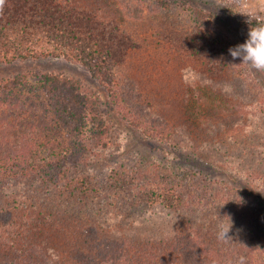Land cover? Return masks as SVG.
I'll use <instances>...</instances> for the list:
<instances>
[{
  "label": "trees",
  "instance_id": "1",
  "mask_svg": "<svg viewBox=\"0 0 264 264\" xmlns=\"http://www.w3.org/2000/svg\"><path fill=\"white\" fill-rule=\"evenodd\" d=\"M136 1L144 3V8L130 10L129 2H121L132 19L144 10L164 14L189 4L188 0ZM192 8L200 23L175 39V46L202 62L210 76L224 75L233 65L228 62L231 39L209 26L214 11L196 4ZM260 23L264 22L243 20L247 32ZM134 46L130 32L117 20L78 0H6L0 10V63L64 58L85 67L112 92L116 71ZM243 67L235 64L232 71L243 76ZM24 87L28 94H23ZM129 107L135 113L139 105ZM99 121V94L81 79L49 71H21L0 79V264H68L70 257L88 245L103 263L185 264L187 246L178 240L181 233L169 243L155 237L139 242L112 231L113 225L107 224L111 213L132 216L159 203L182 210L185 199L173 182L158 174L139 182L145 178L139 171L121 165L105 177L95 174L92 163L100 155L98 142H82L81 136L87 124L101 135L103 129L94 125ZM6 132L15 142L2 137ZM73 134L76 142L67 139ZM255 142H250L252 150L247 156L252 166L244 170L249 175L263 173L264 185V172L258 167L263 164L255 157L260 144ZM258 149L263 151L264 143ZM194 204L191 197L190 207ZM245 207L247 213L242 216L247 222L248 246L264 239V230L252 224ZM113 221L117 224L118 219ZM75 236L80 237L82 247L69 244L71 238L77 241ZM88 238H93L91 244ZM104 249L113 255L99 256ZM247 261L254 264L253 258Z\"/></svg>",
  "mask_w": 264,
  "mask_h": 264
},
{
  "label": "rangeland",
  "instance_id": "2",
  "mask_svg": "<svg viewBox=\"0 0 264 264\" xmlns=\"http://www.w3.org/2000/svg\"><path fill=\"white\" fill-rule=\"evenodd\" d=\"M78 1L117 20L135 40L116 71L112 92L85 67L64 58L0 63V79L21 71L59 72L81 79L101 100V121L94 125L103 133L97 135L91 131L95 127L87 124L81 136L82 142H98L100 155L92 163L94 173L105 177L111 168L121 165L139 171L145 177L139 182L158 174L173 182L185 199L182 210L159 203L132 216L111 213L106 222L113 225L112 231L139 242L155 237L166 243L181 233L178 240L187 246L185 264H239L241 257L244 264H252L247 261L252 258L254 264H264V239L245 246L249 240L242 216L247 205L252 224L262 225L264 230L263 173L249 175L244 170L252 166L247 157L252 150L250 142L258 141L255 157H260L263 166L258 167L264 172V150L258 149L264 143V73L232 58L228 62H233V70L235 64L244 66L243 76L227 68L224 75L212 77L202 62L175 46V39L180 40L200 23L193 13L195 4L214 11L209 26L227 33L232 48L244 43L248 32L243 20L264 22V0H188L189 4L164 14L144 10L138 19L130 18L123 0ZM126 1L130 10L133 6L144 8L140 1ZM22 91L28 94L27 87ZM134 104L139 107L130 113L129 106ZM2 137L15 142L10 133ZM76 138L75 134L67 137L70 142ZM191 197L195 204L190 207ZM230 220L229 238H219L218 225H228ZM75 237L77 241L71 238L69 244L82 247L80 237ZM90 240L91 244L93 238ZM209 240L213 244L209 245ZM93 251L89 245L82 248L68 264H112L101 262ZM104 255L113 252L104 249L99 256Z\"/></svg>",
  "mask_w": 264,
  "mask_h": 264
},
{
  "label": "clouds",
  "instance_id": "3",
  "mask_svg": "<svg viewBox=\"0 0 264 264\" xmlns=\"http://www.w3.org/2000/svg\"><path fill=\"white\" fill-rule=\"evenodd\" d=\"M6 0H0V10L3 9ZM233 60L240 58L242 63L248 64L252 69L264 72V23L256 24L250 27L247 40L229 49ZM262 193V192H261ZM232 228V222L225 225H218V236L221 239H228V233ZM239 264H244L243 257L240 258Z\"/></svg>",
  "mask_w": 264,
  "mask_h": 264
}]
</instances>
